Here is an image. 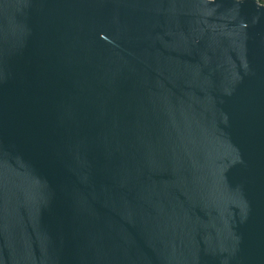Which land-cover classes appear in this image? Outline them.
<instances>
[{"label":"water","instance_id":"obj_1","mask_svg":"<svg viewBox=\"0 0 264 264\" xmlns=\"http://www.w3.org/2000/svg\"><path fill=\"white\" fill-rule=\"evenodd\" d=\"M0 264H264V5L0 0Z\"/></svg>","mask_w":264,"mask_h":264},{"label":"trees","instance_id":"obj_2","mask_svg":"<svg viewBox=\"0 0 264 264\" xmlns=\"http://www.w3.org/2000/svg\"><path fill=\"white\" fill-rule=\"evenodd\" d=\"M257 2H259L261 5H264V0H256Z\"/></svg>","mask_w":264,"mask_h":264}]
</instances>
